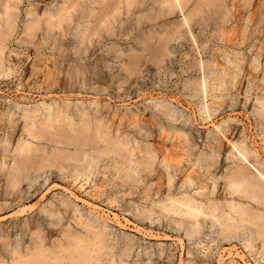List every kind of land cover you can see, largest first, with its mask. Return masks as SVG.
<instances>
[{
    "label": "rangeland",
    "instance_id": "1",
    "mask_svg": "<svg viewBox=\"0 0 264 264\" xmlns=\"http://www.w3.org/2000/svg\"><path fill=\"white\" fill-rule=\"evenodd\" d=\"M63 1L0 0V264H264V0Z\"/></svg>",
    "mask_w": 264,
    "mask_h": 264
},
{
    "label": "bare ground",
    "instance_id": "2",
    "mask_svg": "<svg viewBox=\"0 0 264 264\" xmlns=\"http://www.w3.org/2000/svg\"><path fill=\"white\" fill-rule=\"evenodd\" d=\"M192 0H165L163 1L162 5L165 6V9L170 12H178L182 14L183 16V23L182 25L187 26V28H190L189 26V21L191 20L192 17L197 15L198 13V8L197 4H195V8L190 11L187 15L184 13L185 10L189 9V3ZM221 1V0H220ZM219 0H205L204 4H206L208 7H216L217 3L220 2ZM125 5L127 7H130L133 4V0H125L124 1ZM75 6V4H74ZM59 8H55V11L53 13H47V17L49 18V24L51 26H57V23L54 22L55 19L60 20V26L62 22L67 21L69 19L70 12L72 10V7L70 6L69 0L63 1L62 5L58 6ZM14 15L11 13H7L5 16V30L3 32L0 31V39L10 35V33L14 30ZM33 20L31 22V25L28 27V34H32L35 32V30L39 27L40 19L37 16H33ZM179 28H175L177 31ZM168 35V32L165 34V36ZM1 50V47H0ZM29 130L31 131V134H35V132L42 134L41 130L36 128L34 123L30 126ZM239 158L242 162H248L247 160V154L244 150L239 151ZM190 164V163H189ZM253 168L256 170L257 175L259 179H261L264 182V174L260 172L256 167L253 166ZM233 187L236 189L243 190L245 193H248V190L253 191V200L257 201L260 197L264 198V195L261 193H264V189L261 186H258V184L253 181V180H248L244 177H239V180H237L235 183H233ZM241 216L247 217V211H241L240 213ZM250 223L252 225H260L261 227H264V218L263 215L258 213L257 215H254V218H250ZM248 245V244H247ZM90 264V263H89Z\"/></svg>",
    "mask_w": 264,
    "mask_h": 264
}]
</instances>
